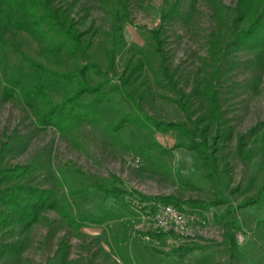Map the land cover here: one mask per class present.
<instances>
[{"label": "rangeland", "instance_id": "rangeland-1", "mask_svg": "<svg viewBox=\"0 0 264 264\" xmlns=\"http://www.w3.org/2000/svg\"><path fill=\"white\" fill-rule=\"evenodd\" d=\"M216 1L219 11L212 0H177V12L163 19L176 0H123L127 17L121 20V30L117 29L122 38L117 43L115 72L118 80L129 60H142L136 49L148 52L157 70L158 56L152 50L150 31L159 29L168 70L177 87L192 94V118L203 114L196 90L213 81L227 120L224 128H232L229 140L218 141L215 180L206 176L194 150L182 146L160 154L155 148H146L152 142L172 147L184 140L175 130L150 132L126 123L118 132H112L108 126L119 120L116 113L106 102H95L90 95L80 100L85 107L79 108L84 119L66 133L38 127L26 98L4 99L3 86L9 77L28 82V62L19 50L51 69L69 68L64 59L56 61L27 32L13 27L10 9L0 1V145L8 142L14 146L6 152L3 163L33 164L34 169L25 179L49 189L54 198L84 220L75 228L55 210L47 209L27 231L14 228L0 233V241L24 244L19 255L5 257L0 264H53L61 253V244L66 246L69 264H128L121 254L130 258L131 264H264V192L258 197V190L264 189V45L235 46L231 19L237 0ZM66 2L71 3V15L80 29L92 36V56L105 66L104 49L110 45L113 28L105 3L114 4L116 0H56L57 4ZM214 40L220 46L217 58L210 52ZM216 65L218 78L214 80ZM34 74H40L39 70ZM157 80L145 66L132 85L143 94V113L157 121L189 125L172 100L178 94L163 84L164 80ZM110 84L105 90L119 114L131 112L141 117V112L132 111ZM60 94V88L53 87L50 92L55 100ZM88 109L98 114L99 122L91 119ZM209 133L214 134L213 127ZM240 133L246 134L255 151L247 160L236 153ZM97 184L128 193L104 195ZM153 196L169 197L170 203L177 200L187 206L207 204L203 209L194 208L207 219L204 224L196 223L194 240L153 246L141 239L140 234L152 226L140 217L136 203L162 202L147 198ZM222 198H229L237 206L256 199L237 210L234 250L229 249L223 227L226 205H210Z\"/></svg>", "mask_w": 264, "mask_h": 264}, {"label": "trees", "instance_id": "trees-1", "mask_svg": "<svg viewBox=\"0 0 264 264\" xmlns=\"http://www.w3.org/2000/svg\"><path fill=\"white\" fill-rule=\"evenodd\" d=\"M0 1L9 7V22L13 27L27 32L39 44L41 49L54 57L56 61L60 62L64 59L69 68L68 70L51 69L41 60L34 59L24 51L19 50L28 62V82L9 77L3 86L4 99L14 96H20L22 99L26 98L28 100L26 105L34 115L38 127H52L59 132L66 133L84 119V115L79 112V108H85L80 100L83 95H90L95 102H106L116 113L119 120L111 122L108 126L112 132H118L126 123H130L137 129L148 128L150 132L175 130L179 136L184 137V140L172 147H165L152 142L146 144V148L150 150L155 148L160 154L171 153L173 149L182 146L194 150L201 161L202 168L206 171V176L212 180L216 179L217 161L215 153L218 141L229 140L232 133L231 126H228L226 130L224 128L227 120L223 117L218 91L212 80L205 82L196 90L203 104V114L192 118V115L195 114V110L191 108L192 94L178 88L173 73L168 70L165 64L166 58L159 29L150 31L153 40L152 50L158 56L157 70L148 52L144 49H136L135 51L140 53L142 60L136 62L129 60L124 65L122 73L118 75V80H116L117 43H119L118 39L122 38V33L118 32L117 29L121 30V20L127 17V7L123 0H116L114 4L105 3L113 21L110 45L104 49L105 66L92 56L90 51L92 36H86L87 32L80 29L77 20L71 15V3L57 4L56 0ZM212 4L217 11L220 10L219 3L216 0H212ZM177 7L176 0V3L163 14V19L172 17L177 12ZM231 22L234 34L233 44L235 46L262 47L264 45V0H237ZM219 47L217 41L214 40L211 43L210 52L213 58H217L218 52L216 50ZM145 66L158 79V83H163L159 81L164 80L163 84H167L178 94L177 98L172 100L183 111L189 125L182 122L157 121L152 116L143 113L140 105L143 94L133 89L132 85ZM218 68V65L214 66L212 72L214 80L218 78ZM36 69L39 70L40 74H34ZM101 77L105 78L100 81L99 78ZM109 83H111L110 89L117 92L132 111L141 112V117L138 113L132 114L131 112L119 114V111L113 105L112 98L108 96L105 90L106 85ZM53 87L61 89L58 100L50 95ZM86 111L91 115L93 121L99 122L98 114L90 109ZM211 127L214 128V134L209 133ZM251 131H253V128ZM262 139H264V133ZM236 140L237 155L243 160L252 158L255 151L249 146L246 134H237ZM124 145L128 146L127 144ZM11 149H14V146H11L10 143L1 142L0 233L14 228H19L21 232L27 231L40 220L42 212L47 209L55 210L60 217L75 228L81 225L84 220L76 217L65 204L54 198L49 189L41 188L25 179L28 173L34 169L33 164L8 166L3 163L6 152ZM58 183L60 182L58 181ZM96 186L104 195L128 193L126 190L115 187L108 188L101 184ZM237 189L238 187L235 188V190ZM263 192L264 189L258 190V197ZM147 198L170 202L168 201L169 197L153 196ZM255 200H247L239 206L233 204V201L229 198L210 202V205L213 206L225 204L227 207V212L223 218V227L229 241L230 250L236 248V238L233 231L238 227L237 210L253 203ZM171 203L182 205L177 200ZM190 204L188 206L190 209H203L207 205ZM89 221L100 223L102 220L90 219ZM194 246L193 244L192 247ZM23 247L24 244L21 241H0V260L5 257L19 255ZM59 248L61 253L58 254L53 264H69L66 246L61 244ZM121 257L126 263L131 264L130 258L123 254H121Z\"/></svg>", "mask_w": 264, "mask_h": 264}, {"label": "built area", "instance_id": "built-area-1", "mask_svg": "<svg viewBox=\"0 0 264 264\" xmlns=\"http://www.w3.org/2000/svg\"><path fill=\"white\" fill-rule=\"evenodd\" d=\"M140 217L149 220L152 228L140 234L145 242L157 246L161 242L182 244L195 239L197 224L206 223V217L197 209L170 202L137 201Z\"/></svg>", "mask_w": 264, "mask_h": 264}]
</instances>
